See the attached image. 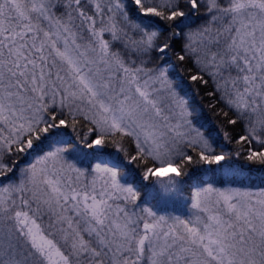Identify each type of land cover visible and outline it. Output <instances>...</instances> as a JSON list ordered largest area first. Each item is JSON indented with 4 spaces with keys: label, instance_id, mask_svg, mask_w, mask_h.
<instances>
[{
    "label": "snow or ice",
    "instance_id": "6c2138e0",
    "mask_svg": "<svg viewBox=\"0 0 264 264\" xmlns=\"http://www.w3.org/2000/svg\"><path fill=\"white\" fill-rule=\"evenodd\" d=\"M0 264H264V0H0Z\"/></svg>",
    "mask_w": 264,
    "mask_h": 264
},
{
    "label": "trees",
    "instance_id": "16d2710c",
    "mask_svg": "<svg viewBox=\"0 0 264 264\" xmlns=\"http://www.w3.org/2000/svg\"><path fill=\"white\" fill-rule=\"evenodd\" d=\"M206 115H208V116H209V118H210V119H212V118H211V114H210V113H207V112H206Z\"/></svg>",
    "mask_w": 264,
    "mask_h": 264
}]
</instances>
